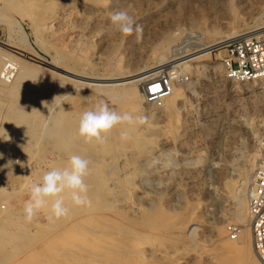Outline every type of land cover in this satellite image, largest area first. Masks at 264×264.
Instances as JSON below:
<instances>
[{"label":"rangeland","instance_id":"374dc122","mask_svg":"<svg viewBox=\"0 0 264 264\" xmlns=\"http://www.w3.org/2000/svg\"><path fill=\"white\" fill-rule=\"evenodd\" d=\"M63 2L49 1L45 13L33 12L29 18L25 14L30 8L9 10L0 0V42L11 41L22 51L46 61H58V66L76 73L120 79L135 69L156 66L163 55L171 60L199 44L218 45L226 34L264 26V0ZM119 10L132 15L142 31L128 36L120 33L110 22L111 14ZM218 46L211 49L207 61L192 59L190 69L172 67L170 63L161 71L170 75L171 85L181 91L176 98H163L161 106L145 98V87L135 99L124 90L129 84L108 85L104 91L93 85L82 87L19 55L13 66L19 65L24 73L13 76L15 68L11 69L7 81L0 83V131L3 129L4 138L6 134L7 138L20 135L25 149L34 136L41 145L29 155L0 145V185L7 188L5 193L0 192V205H5L0 208V264H130L126 262L127 255L118 254V249L105 248L104 231L99 232L104 228L112 230L110 221L121 224L122 232L111 231V235L117 233L113 238L116 244L127 251L139 245V256L144 259L137 264H213L207 250L215 248L218 234L228 236L227 225H237L241 230L237 214L247 200L244 178L252 159L258 163L264 157V79H224L215 50ZM4 61L0 59V66ZM182 74L187 80H180ZM111 88L112 95L107 92ZM117 91L123 92L120 97L114 95ZM100 101L133 119L139 113L157 126L171 124L170 128L146 137L134 148L130 139L137 125H118L105 137L104 142L110 144L97 153L100 142L93 140L89 145L78 129L81 114ZM128 102H132L131 106ZM125 126L130 131L118 141ZM12 130L16 135L11 134ZM15 137L8 140L12 146ZM81 147L85 148L83 153H76ZM120 147L126 150L133 170L131 193L123 194L121 188L125 177L123 161L117 156ZM72 153L91 161L85 178L91 207L75 206L68 196L65 203L71 217L49 219L44 208L32 222H26L24 202L29 198L30 186L40 182L45 172L61 165L62 159L69 160ZM14 166L17 173L12 170ZM28 169L36 173L26 176ZM97 172L105 177L108 174V179L104 187L96 190L89 179ZM113 179L120 183L114 185L110 182ZM108 187L119 198L111 197ZM95 240L100 245L96 249ZM233 241H241V235ZM241 259L243 264H249L245 256Z\"/></svg>","mask_w":264,"mask_h":264},{"label":"bare ground","instance_id":"6f19581e","mask_svg":"<svg viewBox=\"0 0 264 264\" xmlns=\"http://www.w3.org/2000/svg\"><path fill=\"white\" fill-rule=\"evenodd\" d=\"M1 1H4L7 5V7L9 8V10H14V11H22L24 10L25 8H30L31 11L28 13V14H25V16L29 17V18H32V14L33 12H39V13H45L47 11V6L49 4V1H52V3H60V0H1ZM63 2V0H62ZM63 5H64V2H63ZM65 7V5H64ZM27 10V9H26ZM25 11V10H24ZM261 13V12H260ZM93 14V13H92ZM59 16V15H58ZM258 16V15H257ZM31 20V19H30ZM261 24V23H260ZM17 27V26H16ZM16 30V29H15ZM262 30H264V26H261V27H258V28H255V29H251L249 31H246L244 33H240V34H233V33H229V34H226L224 36V38L219 42L220 44L222 43H226L228 42L231 38H234L236 36H246V35H249V34H256V33H259L261 32ZM10 39V38H9ZM37 42V41H36ZM12 42H0V59H4L5 61L2 62V65L0 66V83L1 82H6L10 75H11V69H14L15 68V73H13L12 75L14 76L16 73L17 74H23L24 73V70L19 66L17 65V67L13 66L14 64H16V61H18L19 59V55L20 56H23L25 59H30L31 61H34L36 63L39 64V67H42V66H46V67H49L51 70L55 71L58 73V77L62 80H67L68 82H76L77 85H93L94 88L96 87V89L98 90H103L106 89L104 88L105 86H108V85H111V87H115V86H118V85H125V84H129V86L124 89L125 92H127L126 94L129 95L130 98H134L140 94V90H143V87H146L145 85V82L149 79H153L151 78L152 76L154 75H159L161 73L162 70L166 69L165 67H167L168 65H172L170 63H173L172 67H179L181 69H188L189 67V62L192 60V59H195V58H202L203 61H207L208 57H209V53L211 52V49L215 46H218V45H209V44H199L198 47L196 49H194L193 51H190V52H187V53H179L177 56L173 57L171 60H166V58L164 57V55L162 56L160 54V57H161V60L160 62L154 67L152 66V68H147V69H141V70H133L132 73L129 74V76L125 77V78H100V77H90V76H87V75H83V74H80V73H76L74 71H70L72 69H65L64 67L62 66H58L60 64H57L58 61H55L53 59H50L49 61H46V60H43L33 54L30 53H27L26 51H22L20 50L19 48H16L13 46V43L11 44ZM16 49V50H15ZM33 52V51H32ZM3 54L4 55H8V57H3ZM21 60V59H20ZM52 60V61H51ZM58 60V59H57ZM200 62V61H199ZM30 63V62H29ZM208 64V63H207ZM191 66V65H190ZM203 66V65H202ZM37 71L36 72H39L40 68L35 66ZM171 67V68H172ZM48 69V68H47ZM190 69V68H189ZM11 70V71H10ZM45 70V69H44ZM49 70V69H48ZM168 70V69H167ZM185 70V71H186ZM50 71V70H49ZM164 72V71H163ZM169 72V71H168ZM92 74V73H90ZM95 74V73H94ZM93 74V75H94ZM165 74V72H164ZM98 76V74L96 75ZM155 76V78H156ZM57 77V78H58ZM172 78V77H171ZM259 79H264V77H260ZM58 80V79H57ZM19 82V79L17 80V82H15V85L18 84ZM57 83V82H56ZM65 83V82H64ZM63 83V84H64ZM68 84V83H65V85ZM64 86V85H63ZM68 86V85H66ZM90 86V87H91ZM81 87V88H82ZM109 87V86H108ZM76 88V87H75ZM1 89H3V87H1ZM7 89L9 91H11V87H7ZM114 89V88H113ZM112 88L111 89H107V92L109 94H113L114 93V90ZM95 90V89H94ZM182 90V89H181ZM111 91V92H110ZM65 92V91H64ZM63 92V93H64ZM118 92V91H117ZM123 93V92H122ZM121 91L118 92L117 94L115 93L114 95L116 96H121L122 95ZM108 95V94H107ZM181 95V91L179 88H176L174 87L173 85H171V91L169 92L168 95H166L164 98L165 99H171V98H176L178 96ZM129 103V102H128ZM130 106L132 104V102L129 103ZM171 106V105H169ZM171 110V109H170ZM170 113V112H169ZM9 114V113H8ZM175 114V113H174ZM167 115V114H166ZM176 116V115H174ZM19 122L21 124H23L24 122V119L22 118V116H19ZM140 114L139 113H135L134 114V123L136 126V129L134 131V133L132 134V137H131V144L130 145H134L133 147L135 148V145H137V142H140L141 140L145 139L146 137L150 136V135H158L160 132L163 133L166 132L168 130V128H170V125H163V126H157L155 125L153 122H150V121H146V123L144 124H140L138 123V118H140ZM6 118V117H5ZM174 119V118H173ZM176 119V117H175ZM7 121V120H6ZM170 121V120H169ZM173 122V121H172ZM5 123V122H4ZM73 124V123H72ZM4 126V125H3ZM69 127L70 129H74L73 126L69 125L67 126ZM168 127V128H166ZM4 128V127H3ZM7 130V128H4ZM10 129V128H9ZM15 129V127H14ZM11 130V129H10ZM127 133L130 131V128L125 126V129H124ZM9 131V130H8ZM6 132V131H5ZM12 133L11 134H14L16 131L12 130L11 131ZM160 133V134H161ZM20 134V133H19ZM23 134V132H21V135ZM16 135V133H15ZM6 136H8L7 134L5 135V138H4V134H3V129L2 131H0V145L4 146V149L6 148H10V149H15V150H20L21 153H24L25 155L26 154H31L35 148H38L41 143H38V138H36L34 136L33 140H32V143L30 144V146L28 148H23L22 145H21V139H20V135H16L15 139V144L14 146H12L10 144V142H8V140H11L12 138H14L12 135L10 138H7ZM10 136V135H9ZM23 136V135H22ZM161 136V135H160ZM118 141H121L122 139L124 138H121V131H120V134H118ZM97 142V141H96ZM109 143V142H108ZM108 143H98V146L96 148L97 150V153L100 152L102 150V148L104 149L105 147H107L109 144ZM88 144L90 145L91 142H88ZM93 144V143H92ZM95 144V143H94ZM108 144V145H107ZM96 145V144H95ZM93 145V146H95ZM114 145H117V144H114ZM11 146V147H10ZM131 147V146H130ZM110 148V147H109ZM84 147H81V148H77V152L76 153H83L84 151ZM133 149V148H132ZM140 149V148H139ZM95 150V149H94ZM134 150V149H133ZM136 150V149H135ZM138 150V149H137ZM56 150L54 149V152ZM103 152V151H102ZM107 152V151H106ZM135 152V151H134ZM43 153V152H42ZM56 153V152H55ZM108 154L109 153H112V152H107ZM73 154V153H72ZM59 155V154H58ZM63 155V154H62ZM97 155V154H96ZM107 156V155H106ZM109 156V155H108ZM118 158H120L122 161H123V167H124V177H125V181H124V186H121L122 188V192L124 194L129 192L130 189L129 187H134V184L129 186L130 184V179H131V172H133L132 170V167L130 165V161H128L126 159V150L123 148V147H120L119 149V152H118ZM29 157V156H26V158ZM65 157V156H64ZM71 157V156H70ZM18 159V158H17ZM22 159V158H21ZM24 159V158H23ZM22 159V160H23ZM32 159V158H31ZM65 159V158H64ZM21 160V161H22ZM58 160V159H57ZM61 160V159H60ZM92 160V159H91ZM110 160V159H109ZM120 161V160H119ZM36 162V161H35ZM121 162V161H120ZM14 163V162H13ZM61 165H56L54 168H64V167H68L69 166V160H61ZM93 163V162H92ZM10 164V163H8ZM19 164V163H18ZM24 164V163H23ZM17 165V164H15ZM29 165V164H28ZM257 165V161H253L252 159V162L249 164V170L244 178V181H245V186H247L248 188V191L250 189V186H251V183H252V178L254 176V173H255V170L253 169V166ZM21 166V165H20ZM24 166V165H23ZM41 166V165H40ZM5 167V166H4ZM15 167V166H14ZM22 167V166H21ZM26 167H29V166H26ZM27 169V168H26ZM14 172L17 171V167H15V169H12ZM19 170V169H18ZM1 171V169H0ZM28 172L26 173V176L27 175H32L34 173H36V170L35 169H28L27 170ZM122 171V170H121ZM18 172V171H17ZM16 172V173H17ZM107 172V171H106ZM122 173V174H123ZM131 174V175H130ZM105 175V174H104ZM104 175H102L101 173H95L94 175H90V183L92 184V187L93 188H97V187H100L102 185H106V178L108 177V174H107V177H105ZM115 177V176H114ZM119 177V176H118ZM111 178V177H110ZM123 178V177H122ZM24 179V178H23ZM108 179V178H107ZM112 179V178H111ZM114 181H111V183H114V185H116V183L118 181H120L119 179H113ZM24 181V180H23ZM120 183V182H118ZM14 184V183H13ZM31 184V183H30ZM107 185H110V184H107ZM113 185V184H112ZM227 186H229L227 184ZM104 187V186H102ZM107 188V187H106ZM108 193L111 197L113 198H119V195H117L110 187H108ZM120 188V189H121ZM232 188V187H231ZM21 189V188H20ZM94 189V191H95ZM115 189V188H114ZM28 190V189H27ZM97 190V189H96ZM5 191H7V188L0 185V192L3 194L5 193ZM132 191V190H131ZM131 191L129 193H131ZM230 191V190H229ZM107 193V194H108ZM121 193V192H120ZM106 194V193H105ZM62 195L64 197H68L69 194L68 192L66 191L65 193H62ZM106 197V196H105ZM110 197V198H111ZM125 197V196H123ZM246 198H248V194L246 196ZM127 199V198H125ZM97 200V199H95ZM118 200V199H117ZM122 200V199H121ZM129 200V199H128ZM242 200V199H241ZM244 201V200H243ZM100 202V200H99ZM122 202V201H121ZM51 203L52 201L49 200V203L48 205L45 207V209L47 208L48 210V213L49 215H51ZM105 203V202H104ZM131 203V202H130ZM132 204V203H131ZM107 205V204H106ZM105 206V205H104ZM108 206V205H107ZM126 206V205H125ZM129 206V205H128ZM132 206V205H130ZM243 206V210L241 212H239L237 214V222L241 225V230H240V233L239 235H241V241H233L231 240L228 236L227 237H224L223 235L221 236L220 234H218V238L216 239L217 240V243H216V246L215 248H213L212 250L208 249L207 251L211 252L210 255H209V258L211 260V262L213 264H243V260L241 259L243 256L246 257V259H248V262L249 264H262L261 261L259 260V258L257 257L256 255V252L254 250V247H253V244H252V234H251V229H250V223H249V216H248V212H247V200L246 202H244V205ZM5 205H0V208H4ZM103 207V206H102ZM241 207V206H240ZM109 208V207H108ZM75 209V208H74ZM77 209V208H76ZM100 209V208H99ZM105 209V208H104ZM107 209V208H106ZM137 210V207L135 208ZM194 209V208H193ZM192 209V210H193ZM93 210V209H92ZM97 210V209H96ZM80 211V210H79ZM106 212V211H105ZM73 213V212H72ZM82 214V213H81ZM84 214V213H83ZM73 216V215H72ZM71 217V216H69ZM106 217V216H104ZM68 218V217H67ZM5 219V218H4ZM105 221H107V219H105ZM185 221V220H184ZM64 222V221H63ZM185 223V222H184ZM183 223V224H184ZM187 223V221H186ZM107 224V223H106ZM110 224V227L112 228V230H106L105 231V228L103 230H101L99 233H104L105 235V238L106 240L103 242L105 243V248H109L111 251L112 249L116 248L118 249L117 250V253L120 255H127V257L129 258L128 260H126V262L128 261V263L130 264H137L138 262H140L142 259L144 258H141L139 255H140V248H139V245L138 244H135L134 247H130L131 249L130 250H125L124 247H121L120 245L116 244L115 241H113V238L117 235L118 232H122V228H121V224L117 223L116 221H110L109 222ZM51 225V224H50ZM55 225V223H54ZM53 225V226H54ZM52 226V227H53ZM59 226V225H58ZM57 226V227H58ZM85 227V226H84ZM105 227V224L104 226ZM106 227H109V226H106ZM123 227V226H122ZM142 227V226H141ZM190 227V225H189ZM188 228V227H187ZM53 229V228H52ZM190 229H195V227H190ZM117 231V233H112L111 235V231ZM133 230V229H132ZM144 230V229H143ZM158 230V229H157ZM191 230V231H192ZM110 235H109V234ZM134 233V232H132ZM131 233V234H132ZM223 233V232H222ZM90 234V233H89ZM98 235H102V234H98ZM126 236V235H125ZM45 237V236H44ZM101 237V236H100ZM98 237V238H100ZM30 238V237H29ZM16 239V238H14ZM43 239V238H42ZM97 239V238H95ZM98 240V239H97ZM95 240V241H97ZM103 241V240H102ZM214 242V241H213ZM126 243V242H125ZM157 243V242H156ZM123 244V243H122ZM21 246V244H19ZM214 245V244H213ZM212 245V246H213ZM162 246V245H161ZM100 247L99 245V242H95L93 244V248L96 249ZM78 248V247H77ZM104 248V249H105ZM185 248V247H184ZM212 248V247H211ZM79 249V248H78ZM155 249V248H154ZM166 249V248H165ZM83 250V249H82ZM181 250V249H180ZM183 250V249H182ZM153 251V250H152ZM170 251V250H169ZM76 252V251H75ZM106 253V252H105ZM175 253V252H174ZM179 253V252H178ZM208 253V252H207ZM13 254V253H12ZM62 254V253H61ZM107 254V253H106ZM171 254V253H170ZM200 254V253H199ZM15 255V254H14ZM94 255V254H92ZM143 255L142 257H144V254H141ZM173 255V253H172ZM184 255V254H183ZM73 256V255H72ZM77 256V255H76ZM79 256V255H78ZM153 256V255H152ZM170 256V255H169ZM1 257V256H0ZM120 257V256H119ZM173 257V256H172ZM76 258V257H75ZM74 258V259H75ZM111 258V257H110ZM109 258V259H110ZM123 259L125 257H122ZM77 259V258H76ZM84 259V258H83ZM168 259V258H167ZM90 260V259H88ZM111 260V259H110ZM6 261V260H5ZM104 261V260H103ZM246 261V260H245ZM143 262V261H142ZM6 264V263H5ZM87 264V263H86ZM104 264V263H103ZM113 264V263H112ZM248 264V263H247Z\"/></svg>","mask_w":264,"mask_h":264},{"label":"clouds","instance_id":"9594fccd","mask_svg":"<svg viewBox=\"0 0 264 264\" xmlns=\"http://www.w3.org/2000/svg\"><path fill=\"white\" fill-rule=\"evenodd\" d=\"M110 22L125 36L142 31L135 18L126 10L114 11L110 16ZM146 121L147 117L138 118L140 124ZM133 122L130 114H121L110 108L107 103L100 101L94 108L81 114L78 132L86 143L93 140L103 143L106 135L118 125ZM127 135L126 131L121 132V138H126ZM90 164L91 161L88 158L73 154L69 159L68 167L52 168L45 172L40 182L30 186L29 198L24 202L25 221L32 222L37 213L48 205L49 200L52 201L49 219L68 217L71 209L66 205L65 197L62 195L66 191L73 205L91 207L89 188L85 182V178L90 173Z\"/></svg>","mask_w":264,"mask_h":264},{"label":"built area","instance_id":"2783aa9c","mask_svg":"<svg viewBox=\"0 0 264 264\" xmlns=\"http://www.w3.org/2000/svg\"><path fill=\"white\" fill-rule=\"evenodd\" d=\"M222 67L224 79L233 82H248L264 77V31L231 38L215 48ZM221 52V53H220ZM181 81L187 80L182 74ZM178 78V77H177ZM145 98L156 106L171 91V76L159 74L145 82ZM247 212L249 216L252 244L257 257L264 264V157L259 159L248 191ZM226 232L235 240L240 233L237 225H227Z\"/></svg>","mask_w":264,"mask_h":264}]
</instances>
